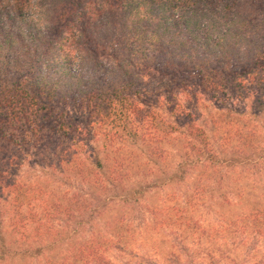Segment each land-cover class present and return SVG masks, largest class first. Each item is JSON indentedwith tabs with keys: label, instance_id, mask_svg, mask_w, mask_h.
<instances>
[{
	"label": "trees",
	"instance_id": "1",
	"mask_svg": "<svg viewBox=\"0 0 264 264\" xmlns=\"http://www.w3.org/2000/svg\"><path fill=\"white\" fill-rule=\"evenodd\" d=\"M197 80L208 100L255 101L256 124L264 0H0V264L138 257L124 218L96 230L113 203L142 213L135 227L146 225L148 209L152 229L185 231L201 227L200 207L239 206L227 230L264 243L262 140L248 127L232 144L217 143L174 92ZM77 105L83 121L68 111ZM171 144L180 146L174 164ZM35 156L45 163L42 182L11 176ZM234 172L252 182L234 187ZM161 184L175 191L148 205Z\"/></svg>",
	"mask_w": 264,
	"mask_h": 264
},
{
	"label": "rangeland",
	"instance_id": "2",
	"mask_svg": "<svg viewBox=\"0 0 264 264\" xmlns=\"http://www.w3.org/2000/svg\"><path fill=\"white\" fill-rule=\"evenodd\" d=\"M176 74L173 73L171 77L177 79ZM164 80L167 79L164 78ZM193 89L197 92L195 95H193ZM181 90L183 89L177 87L174 92L181 94L180 98L195 113L197 123L209 135L214 137L217 143L222 141L225 144H232L238 130L254 127L258 131V139L262 140L264 145V128L259 126V123L264 119V111L257 113L255 124L253 116L258 112L255 101L247 98H238V95L235 98L231 97V99L225 98L226 100L223 98L221 100H208L210 94L201 92L202 89L198 80L194 85H191L190 91L181 92ZM67 108L71 116L83 121L85 110L81 106H68ZM241 114H244V116ZM91 144L94 145V143ZM167 148L170 151L169 161L172 164L176 163L179 160L180 146L171 144ZM34 158L27 159L25 162L13 167L11 176L27 184L42 182L44 177L42 176L41 167L45 163L39 157L35 156ZM132 167L133 169L137 168L136 164H133ZM151 168L152 166L149 168L150 175L148 179L153 181L158 176V173ZM136 174L134 173L133 177ZM247 175L249 176L247 177L248 180H245L241 179L237 172H234L232 174L235 180L233 182L234 187L241 186L244 182H252L250 180L251 173L246 172L242 176ZM259 177L262 178L264 176L261 175ZM262 180L261 183H264V179ZM260 185L262 186V184ZM160 186L152 189L148 195V205L159 206L163 204L166 200L168 201L171 192L175 191L169 186L164 185L163 187L162 184ZM191 186L190 183L189 188ZM247 188L249 190V186ZM186 190L185 187L181 189L182 193H185ZM259 190L254 193V197L260 196L261 192ZM190 191L186 192V196L189 193L191 194ZM245 192L247 193V189ZM195 194L197 193L192 190V195L194 196ZM248 195L251 194L249 193ZM194 198H196V195ZM215 198H217V195H215ZM204 199H209V196H204ZM217 203L212 208L203 206L193 211V218L200 217L202 225L199 228L193 226L192 231L171 227L154 230L151 227L153 216L150 215L151 211L148 209L145 212L146 225L140 228L135 227L138 222L135 217H142V213H134V211H130L131 209L124 208L121 203H113L111 210L97 220L96 230L103 232L105 226L112 225L113 227V224H117V221L121 218H124L125 222L128 221L132 224L127 237L133 242V248L139 255L136 257L116 251L110 253L112 258L121 264H146L147 261L151 260H157L161 264H264V243L262 241L258 242L253 239V235L240 232L231 233L226 228L228 220L236 217L242 211L240 207ZM133 219L134 221H132ZM105 229L109 228L106 227ZM7 239L10 238L7 237Z\"/></svg>",
	"mask_w": 264,
	"mask_h": 264
}]
</instances>
